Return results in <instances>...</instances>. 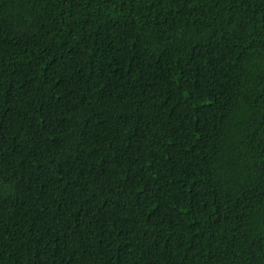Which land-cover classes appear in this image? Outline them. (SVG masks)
<instances>
[{"label": "trees", "instance_id": "16d2710c", "mask_svg": "<svg viewBox=\"0 0 264 264\" xmlns=\"http://www.w3.org/2000/svg\"><path fill=\"white\" fill-rule=\"evenodd\" d=\"M0 264H264V0H0Z\"/></svg>", "mask_w": 264, "mask_h": 264}]
</instances>
